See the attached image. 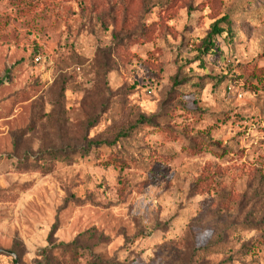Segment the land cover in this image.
<instances>
[{"label": "rangeland", "instance_id": "374dc122", "mask_svg": "<svg viewBox=\"0 0 264 264\" xmlns=\"http://www.w3.org/2000/svg\"><path fill=\"white\" fill-rule=\"evenodd\" d=\"M224 15L234 37L200 54ZM250 64L264 0H0V264H264ZM141 116L173 135L112 145ZM85 136L104 144L82 156ZM74 242L77 263L57 250Z\"/></svg>", "mask_w": 264, "mask_h": 264}, {"label": "trees", "instance_id": "16d2710c", "mask_svg": "<svg viewBox=\"0 0 264 264\" xmlns=\"http://www.w3.org/2000/svg\"><path fill=\"white\" fill-rule=\"evenodd\" d=\"M145 33H147V31H145L143 34H145ZM224 33H226V35L229 37H234V29L232 28V22H231L229 16H227V15H224L221 18L216 19L210 25V29H209L207 36L202 40V45H201V48L199 50V53L202 55H208V54L215 53V51H216L215 50L216 38L222 36ZM248 66H249V71H248L249 76L247 77V79L251 82V85H255V86H253V88L264 90V75H263L264 68L263 69L255 68V66L253 64H250ZM184 80H185V78L179 79L178 75L175 76L173 78L174 87L182 85L184 83ZM198 86L203 87L202 84H198ZM154 118H156V116L149 117V118H147L146 116H141L135 125L129 127L125 131L121 132L116 137V139L114 140L112 145L117 144L119 141H124V140L130 139L132 134L137 130L138 125H145L148 127H156L157 126V128L160 131L167 133V135H173L174 131L167 129V128H161L160 125H156V122H154ZM84 140L86 142L87 147L86 148H85V146L83 147L82 156H88L89 150L91 148L101 147L104 144L102 142H94L86 136H85ZM208 148L211 151H213L214 153L219 152L217 150V147H215L211 144H208ZM189 149H191L194 154H197L201 151V146L199 144H192L189 146ZM56 155L57 154H55V156H52V157L57 158L58 156H56ZM220 155H223V153L221 152ZM82 248H83V246H79L77 244V242H74V243H71L68 245H64V246H62V248H58L57 250H60V251L67 253L70 256V261L77 263L78 259H79V255H80V250ZM42 256L44 258L43 264H52L51 259L48 257V255L46 253H44ZM86 264H129V263L119 262L117 260H105V259L101 258L100 256H96L93 254L92 257L90 258V260Z\"/></svg>", "mask_w": 264, "mask_h": 264}, {"label": "built area", "instance_id": "2783aa9c", "mask_svg": "<svg viewBox=\"0 0 264 264\" xmlns=\"http://www.w3.org/2000/svg\"><path fill=\"white\" fill-rule=\"evenodd\" d=\"M40 61H41V57L40 56H36L35 62H40Z\"/></svg>", "mask_w": 264, "mask_h": 264}]
</instances>
